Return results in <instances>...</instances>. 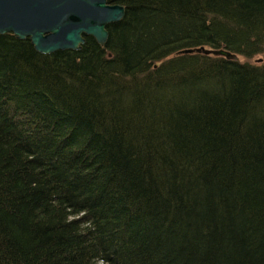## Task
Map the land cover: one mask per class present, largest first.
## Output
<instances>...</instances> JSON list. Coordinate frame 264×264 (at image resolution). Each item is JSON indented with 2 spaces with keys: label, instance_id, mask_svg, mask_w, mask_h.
I'll return each mask as SVG.
<instances>
[{
  "label": "trees",
  "instance_id": "obj_1",
  "mask_svg": "<svg viewBox=\"0 0 264 264\" xmlns=\"http://www.w3.org/2000/svg\"><path fill=\"white\" fill-rule=\"evenodd\" d=\"M107 1L104 46L0 33V264H264V0Z\"/></svg>",
  "mask_w": 264,
  "mask_h": 264
},
{
  "label": "water",
  "instance_id": "obj_2",
  "mask_svg": "<svg viewBox=\"0 0 264 264\" xmlns=\"http://www.w3.org/2000/svg\"><path fill=\"white\" fill-rule=\"evenodd\" d=\"M124 14L123 5L107 0H0V33L29 38L41 52L80 49L84 34L104 45L106 25Z\"/></svg>",
  "mask_w": 264,
  "mask_h": 264
},
{
  "label": "rangeland",
  "instance_id": "obj_3",
  "mask_svg": "<svg viewBox=\"0 0 264 264\" xmlns=\"http://www.w3.org/2000/svg\"><path fill=\"white\" fill-rule=\"evenodd\" d=\"M186 51V50H184ZM187 51H198V52H204V53H209V54H222V55H229L227 52H222V51H217L216 49H211L207 46H201V47H197V48H193V49H187ZM237 58L240 60H248L250 62H255V63H264V49L259 52L254 54L251 57H246L240 54H236Z\"/></svg>",
  "mask_w": 264,
  "mask_h": 264
},
{
  "label": "bare ground",
  "instance_id": "obj_4",
  "mask_svg": "<svg viewBox=\"0 0 264 264\" xmlns=\"http://www.w3.org/2000/svg\"><path fill=\"white\" fill-rule=\"evenodd\" d=\"M108 2V1H107ZM108 4H110L109 2H108ZM111 4H114V3H111ZM117 22V21H116ZM111 23H113V22H111ZM110 24V23H109ZM109 24H107L106 25V30H107V26L109 25ZM107 32H108V30H107ZM85 36H91V35H86V34H84L83 35V38H84V42H85ZM93 37V36H92ZM94 38V37H93ZM95 39V38H94ZM96 40V39H95ZM108 40V39H107ZM97 42V41H96ZM107 42V41H106ZM98 43V42H97ZM84 44V43H83ZM83 44H81L80 45V48H81V46L83 45ZM99 44V43H98ZM106 44V43H105ZM104 44V45H105ZM100 45V44H99ZM104 45H101V46H104ZM199 47H201V46H199ZM194 48H197V47H194ZM67 49H72V48H67ZM189 49H193V48H189ZM37 50V49H36ZM57 50V49H56ZM72 50H79V49H72ZM184 50H186V51H184ZM39 51V50H38ZM55 51V50H54ZM39 52H41V51H39ZM52 52V51H51ZM181 52H198V51H187V49H181V50H179V51H177L175 54H177V53H181ZM43 53H49V52H43ZM202 53H204V52H202Z\"/></svg>",
  "mask_w": 264,
  "mask_h": 264
}]
</instances>
